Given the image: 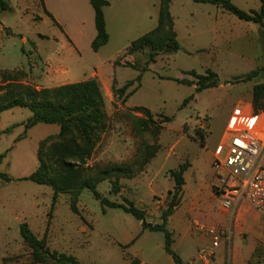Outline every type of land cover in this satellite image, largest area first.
Listing matches in <instances>:
<instances>
[{"label":"rangeland","instance_id":"374dc122","mask_svg":"<svg viewBox=\"0 0 264 264\" xmlns=\"http://www.w3.org/2000/svg\"><path fill=\"white\" fill-rule=\"evenodd\" d=\"M43 1L57 12L72 42L49 16L39 19L41 0H8L11 9L0 10V69H23L25 74L15 78L36 88L99 79L104 130L87 160L89 165H129L143 156L146 145H156L155 154L143 166L135 161L131 175L119 179L117 193L103 180L97 185L100 195L116 202L132 200L144 209L146 221L159 223L174 187L169 170L187 162L178 204L166 223L182 263L195 264L198 251L210 243L208 235L195 230L194 224L199 223L221 225L227 232L212 259L196 264H264V215L258 217L250 210V222H241L240 231L235 230L231 208H223L216 195L217 178L211 166L214 154L222 152L220 139L231 110L239 100L252 104V85L264 82V39L258 24L211 3L171 0L179 48L158 52L149 61L147 48L125 52L133 38L156 24V11L146 0H132L131 6L137 4L129 13L124 0H113L107 15L110 37L96 51L90 47L95 27L88 0ZM230 1L245 11L257 10L260 3ZM143 67L146 70L141 71ZM207 68L216 72L218 83L195 92L196 78L188 71L204 73ZM251 70H256L251 79L235 78ZM139 73V85L128 98L126 93L137 82L120 95L114 92ZM189 95L193 98L181 106ZM135 105L150 109L160 125L156 135L151 130L135 133L132 120L143 117L132 109ZM30 115L27 107L0 111V172L10 177L8 181L0 177V264H35L19 234L22 221L38 237L45 233L50 249L73 254L82 264H128L130 257L144 264H175L163 248L162 231L142 228L132 214L102 205L86 188L77 197L78 213L70 209L72 193L63 192L48 215L52 188L23 177L37 166L39 140L56 133L58 125L36 123L25 128ZM164 115L170 120H164ZM209 207L222 219L209 218Z\"/></svg>","mask_w":264,"mask_h":264},{"label":"trees","instance_id":"16d2710c","mask_svg":"<svg viewBox=\"0 0 264 264\" xmlns=\"http://www.w3.org/2000/svg\"><path fill=\"white\" fill-rule=\"evenodd\" d=\"M43 2V0H41ZM93 9V22L95 35L90 41L93 51L108 41V33L105 27L103 7L108 4L107 0H88ZM171 0H159L156 25L149 31L134 38L126 47L125 52L131 53L149 49L147 59L154 61L158 52H173L179 48V42L174 30V21L170 12ZM196 2H206L214 4L216 7L225 10L238 19L255 22L259 26L261 37L264 39V0H259L257 10L238 8L230 0H193ZM9 10L11 5L8 0H0V10ZM53 20L52 16L44 10ZM141 71L146 68H141ZM190 75L196 78L195 92L202 89L216 86L218 77L214 70L207 68L204 73H197L191 69ZM25 71L21 68H1L0 69V111L13 107H27L31 115L26 119L24 127H30L36 123H56L58 131L47 135L39 140L36 156V168L23 178L29 179L38 184H45L52 188L48 215L51 213L56 198L59 193L71 192L70 209L78 213L76 206L77 197L84 188L91 191L94 198L98 199L102 205L119 207L125 212L132 214L139 220L142 228L149 230H160L164 235L163 248L170 254L175 264H183L180 256L172 248L173 238L166 223L179 201V196L184 184L183 172L187 168V162L180 163L177 168L170 169L169 174L173 178L174 187L171 198L166 208L161 213L159 223H150L145 219L144 209L135 205L132 200L124 199L123 202L110 201L100 195L97 185L108 180L112 193H117L120 189L119 179L130 176L131 168L135 161L138 166H143L156 152V145H146L141 158L134 160L129 165L109 162L103 165H89L94 147L100 139L104 130L103 121V88L101 82L96 77L86 78L75 82L61 83L53 87L36 88L25 85L15 78V75H23ZM256 74V70L235 76L237 79L249 80ZM140 73L123 85L115 88L114 92L122 94L126 88L137 82L136 86L126 93L129 97L139 85ZM177 82H190L189 79L175 78ZM114 81V79H113ZM193 98L189 95L184 98L181 106L187 100ZM251 101L255 109L264 107V82H257L252 85ZM133 110L139 111L143 117L132 120V127L136 134H141L151 130L153 135L159 131L160 125L153 120L149 108L142 105H135ZM169 121L170 117L163 116ZM94 169L89 173L88 169ZM0 177L8 181L10 177L0 172ZM49 220L47 221L48 224ZM19 234L22 241L30 249L31 261L35 264H82L73 254L50 249L47 244L46 234L41 237L35 235L28 223H19ZM133 238L131 242L134 241ZM128 264H141L137 257H130Z\"/></svg>","mask_w":264,"mask_h":264},{"label":"built area","instance_id":"2783aa9c","mask_svg":"<svg viewBox=\"0 0 264 264\" xmlns=\"http://www.w3.org/2000/svg\"><path fill=\"white\" fill-rule=\"evenodd\" d=\"M262 114L264 107L255 109L249 101L239 100L228 116L220 139L222 152L214 154L211 162L215 192L225 209L245 200L264 215V118L258 126L251 123ZM194 225L210 238L209 245L198 251L196 264L212 258L227 230L221 225Z\"/></svg>","mask_w":264,"mask_h":264},{"label":"crops","instance_id":"0c3cea01","mask_svg":"<svg viewBox=\"0 0 264 264\" xmlns=\"http://www.w3.org/2000/svg\"><path fill=\"white\" fill-rule=\"evenodd\" d=\"M108 1V4L107 5H105L104 7H103V14H104V19H105V27H106V31H107V33H108V39H109V37H110V33H109V31H108V24H107V19H108V11L110 12V9L113 7V5H114V1L113 0H107ZM125 1V5H126V13H129V12H132L133 11V7L135 6V4H137V3H134L132 6H131V4H132V0H124ZM136 1H138V0H136ZM140 1H142V2H144L145 0H140ZM148 3L147 4H150L151 5V7L153 8V12H154V10L156 11V22H157V14H158V5H159V0H146ZM44 10H46L52 17H53V19H54V21L57 23V28L59 29L60 28V30L62 31V33H63V35L65 34L70 40H71V42H72V39L70 38V36H69V34H68V31H67V29L64 27H62V25H61V22L58 20V18H57V16H56V11L54 10V8H51L50 6H48L47 7V5L45 4V1H43V6H42V8H41V11H40V13H39V19H43V18H45V17H48V15L45 13V11ZM94 23V22H93ZM156 25V24H155ZM154 25V26H155ZM153 26V27H154ZM63 29H65L67 32H65V30H63ZM152 29V28H151ZM151 29H149V30H151ZM149 30H147V31H149ZM146 31V32H147ZM145 33V32H144ZM143 34V33H142ZM95 35V34H94ZM141 35V34H140ZM94 37V36H93ZM134 39V38H133ZM132 39V40H133ZM92 40V39H91ZM131 40V41H132ZM23 41H25V39L23 38ZM130 41V42H131ZM26 68V67H25ZM24 68V69H25ZM205 208H208L207 206L205 207ZM209 210H211V212L209 211L207 214H208V217L210 218H215V219H222V217H223V215L222 214H219L218 212H216V211H214V209L211 207H209ZM250 210H254L251 206H250V204L247 202V201H245V200H240L235 206H233L232 208H231V215L233 214V216H234V221H235V224H234V229L235 230H238V231H240V229H241V222H245L246 224H248L249 222H250V218H252V217H250L249 218V213H250ZM255 211V210H254ZM213 212V213H212ZM256 212V211H255ZM256 214V216H260L261 214H259V213H255ZM251 255V252H250V254H249V256ZM138 258V257H137ZM210 259H212V258H209L208 260H210ZM139 260L141 261V264H144L145 263V261L144 260H142V259H140L139 258ZM182 260V259H181ZM207 260V261H208ZM183 262V261H182ZM184 263V262H183ZM236 264V263H235Z\"/></svg>","mask_w":264,"mask_h":264},{"label":"bare ground","instance_id":"6f19581e","mask_svg":"<svg viewBox=\"0 0 264 264\" xmlns=\"http://www.w3.org/2000/svg\"><path fill=\"white\" fill-rule=\"evenodd\" d=\"M263 118H264V114H262V115L258 116L257 118L253 119L251 121V123L253 125H257L258 126L260 124V122L262 121Z\"/></svg>","mask_w":264,"mask_h":264}]
</instances>
